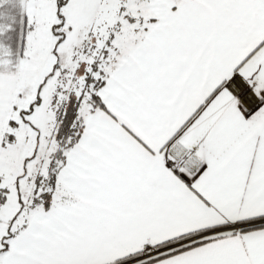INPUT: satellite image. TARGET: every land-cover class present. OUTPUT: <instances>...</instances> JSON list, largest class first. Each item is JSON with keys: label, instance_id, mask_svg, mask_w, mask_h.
Here are the masks:
<instances>
[{"label": "snow or ice", "instance_id": "snow-or-ice-1", "mask_svg": "<svg viewBox=\"0 0 264 264\" xmlns=\"http://www.w3.org/2000/svg\"><path fill=\"white\" fill-rule=\"evenodd\" d=\"M0 264H264V0H0Z\"/></svg>", "mask_w": 264, "mask_h": 264}]
</instances>
